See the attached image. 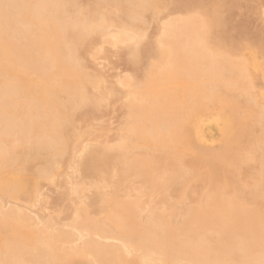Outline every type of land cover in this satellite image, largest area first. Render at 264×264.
Returning <instances> with one entry per match:
<instances>
[{"label":"bare ground","instance_id":"bare-ground-1","mask_svg":"<svg viewBox=\"0 0 264 264\" xmlns=\"http://www.w3.org/2000/svg\"><path fill=\"white\" fill-rule=\"evenodd\" d=\"M230 1L0 0V261L264 260V39L231 44ZM111 48L131 69L112 66L116 84L87 59ZM120 105L115 125H91ZM60 178L63 224L11 205Z\"/></svg>","mask_w":264,"mask_h":264},{"label":"rangeland","instance_id":"rangeland-1","mask_svg":"<svg viewBox=\"0 0 264 264\" xmlns=\"http://www.w3.org/2000/svg\"><path fill=\"white\" fill-rule=\"evenodd\" d=\"M88 1H90V0H80V2H82V3L84 2V4ZM230 3L233 6V10H232V14L230 16L231 17V24L228 27V29L226 30V33L228 34V36L232 40L231 44L234 47H241L242 48L244 45H246L248 43V41H250L252 43H256V41H257L256 39H258L259 37H262L264 39V20H263L264 0H231ZM224 15L226 17L228 15V13L225 12ZM105 48H107L106 50H108L109 47L105 46ZM121 50L122 49H119V48H111V50H110L111 53L106 55V56H109V60H107V62H105V61L102 62L101 60L99 61V62L103 63V64L100 63L102 67L101 66L97 67V64L95 63V61L91 57L87 56L88 57L87 59H89L88 62L90 61L89 66L91 67V71L93 73L95 71H102L104 75H109L108 81L116 84V80H113L112 78H110L111 76L109 74L113 67H115L117 69V71H115V72L112 71V72H114L117 75H118V73L120 75H122L123 71L128 72L131 70L129 68V65L127 64L126 60L124 59V55L122 54ZM103 56H104V54H103ZM122 56H123V58H122ZM110 58H111V60H110ZM111 64H113V65H111ZM119 71H121V72H119ZM105 73H107V74H105ZM114 73H112V75H114ZM128 73L130 74V72H128ZM256 79H257V81H256L257 85L261 86L262 85V79H261L260 73H256ZM116 109H117V111H116ZM104 112H105V114H104ZM113 112H115V114ZM123 115L124 114H123V109L121 108V105L119 107L115 108V110H113L112 108H105L104 107L100 111V114L98 112L96 115L98 117V118L96 117L97 118L96 120L102 118V121L104 122V124L102 121L100 124H98V122L95 119L90 121V123L93 122L91 125H94V126L96 125L99 128L98 130H100V127L101 126L103 127L104 125L106 127L109 124L110 120L111 121L114 120L113 123L117 122L119 120H122V118L124 117ZM77 119L80 120V121L76 122L77 126L79 128L81 127L80 129L85 128L86 126L90 125L89 122L83 123V121H82V124L81 123L78 124V122H81L82 119H80L79 117H77ZM115 124L116 123H114V125ZM113 127H115V126H113ZM98 132L99 131H97L96 134H98ZM66 161H65L64 167L67 170V166H68L69 162L70 163H72V162H71L70 157H66ZM250 166L251 167L255 166V163L251 162L250 165L245 166V167L249 168ZM65 168H62L61 172L66 171V170H64ZM71 171L72 170H70L69 172H71ZM244 176H248V174L244 173L243 176L241 175V178ZM61 180H62V182H60ZM63 181H64L63 178L62 179L60 178V180L56 184H53L50 181H42L41 182L42 191H41V195H40L41 202L35 203L34 207H33V205L31 207L30 205H28L22 201L21 202L20 201L19 202H12L11 205H13V203H14L15 205H17V207H21V209L23 208L22 210L25 211L26 213H29L28 211L31 209L35 214L40 215V217H48V215H50V216L53 215V217L56 219L57 223L60 225L61 222L64 221L65 218L70 219L69 218L71 216L70 211L72 213V209H70V211L69 210L65 211V206L66 207H67V205L71 206L72 205L71 203H67V202L60 203V201H59V195L62 194L61 192H63L62 191V189L64 187ZM250 181H251V179H250ZM61 184H63V187ZM192 186H196V187L201 186L200 187V191H201L200 193H202V194L207 191L206 186L203 183L200 184V182L194 181L192 183ZM91 189L92 188H90L88 191H86L85 194L87 195V197H89V196L92 197L94 195L93 193L95 191L93 189L92 190ZM228 191L231 192L232 189H228ZM91 194H93V195H91ZM59 221H60V223H59ZM65 221H66V223L68 221L70 222V220H65ZM66 223H64V224H66ZM62 224H63V222H62Z\"/></svg>","mask_w":264,"mask_h":264},{"label":"snow or ice","instance_id":"snow-or-ice-1","mask_svg":"<svg viewBox=\"0 0 264 264\" xmlns=\"http://www.w3.org/2000/svg\"><path fill=\"white\" fill-rule=\"evenodd\" d=\"M13 7H17V6L16 5H9V4H4L3 5V8L5 9V19H6V21L9 19L8 9L13 8ZM153 7L162 8V7H166V5H153ZM140 23L146 25L147 22L145 20L141 19ZM165 23H167V22H165ZM210 36H211V33H210V29H209V31L205 33V36L203 37V41L207 45L210 54H215L213 52V50H212V47H211ZM146 40H147V32L145 30L141 29V30H138L135 33V42L137 43V46H139L142 42H144ZM133 59L137 63H139L140 57L137 56L136 54H134L133 55ZM132 91H135V89H132ZM0 264H4V262L0 261ZM260 264H264V260H262L260 262Z\"/></svg>","mask_w":264,"mask_h":264}]
</instances>
